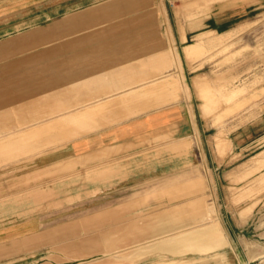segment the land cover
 <instances>
[{"label":"rangeland","instance_id":"rangeland-1","mask_svg":"<svg viewBox=\"0 0 264 264\" xmlns=\"http://www.w3.org/2000/svg\"><path fill=\"white\" fill-rule=\"evenodd\" d=\"M228 8L227 31L205 27ZM159 51L163 71L133 87L98 76L58 95L88 59ZM162 105L161 128L93 133ZM263 114L264 0H0V264H258L264 139H231Z\"/></svg>","mask_w":264,"mask_h":264},{"label":"crops","instance_id":"crops-1","mask_svg":"<svg viewBox=\"0 0 264 264\" xmlns=\"http://www.w3.org/2000/svg\"><path fill=\"white\" fill-rule=\"evenodd\" d=\"M167 1V0H164ZM238 20V16L236 14V11L232 10L231 8L228 9H222L220 11L215 12L212 16H210L205 24L206 28H209L210 31H215L217 33L219 32H225L227 31L232 25H234L236 23V21ZM170 30L172 31V38H173V43L172 45H183L187 42L188 40V35L190 32H185V41L183 42L181 40V36H180V32L176 33V36L174 35V23H169V27ZM136 52V51H135ZM164 51H159L150 55H146V56H141L139 53H134V55H131L128 60L127 59H118L116 60V63L111 62L112 60H108V64L105 65H98V63H94V66L92 65L93 62L92 59L91 60H86L87 62H85V64H82L81 66V72L77 73L76 75H74L72 78H68L65 81H62L60 83V87H59V91H58V95L61 96L65 95L67 96V93H69L68 91H65L66 89H69L70 85L73 84L76 86H79L81 84H83V82L90 80L92 78L98 77V76H102L104 78H107V80L113 76L115 78V76L117 75H123V78L120 77L119 79H112L111 81L108 80V84L109 85L107 87V85H105L104 89H107V91L113 87V85H119V86H125L127 84H130L131 87L132 84L131 83H137L138 81H141L143 79H150L152 77L155 76V74L163 71L161 70L163 65L161 62L156 63L152 58L154 56H156L158 53H161ZM182 52V50H181ZM83 58V57H82ZM88 61L90 63H88ZM106 61V60H105ZM102 62H104V60H102ZM174 62V59H173ZM96 64V65H95ZM171 65V68L169 70H174L177 71V66L178 68H182V71H184L183 69V65H185V68L187 67L186 64L183 62H181V64H179L178 62L176 63L175 67H174V63L171 64L170 59L168 60L167 65ZM181 66V67H180ZM180 72V70H179ZM184 77V76H183ZM106 80V79H105ZM138 85V84H136ZM135 85V86H136ZM64 87L63 90H61ZM91 88H89V90H86V88L82 87L80 93L76 94L77 99H82L83 103H85V101H90V99L92 98V96L95 95L96 91H94L96 88H93L92 86H90ZM107 87V88H106ZM47 94V92L42 93L40 95L45 96ZM103 96V95H101ZM114 97V96H113ZM117 98V97H116ZM35 99H31L28 101V103L34 101ZM113 100V99H111ZM59 107L61 109L65 108L66 105H64L63 103H65V101L60 100L59 101ZM79 103V102H78ZM155 101L154 99H152L150 105L153 106ZM149 105V104H147ZM58 107V108H59ZM59 108V109H60ZM60 109V110H61ZM165 109H167V106H160V107H152L150 108L146 113H138L132 116H128V112L127 110H125L124 108H118L116 111V114H112L109 116L108 120L105 123V126L101 127L99 130L97 131H93V133H99L100 136H102L105 140H110L113 139L114 136L116 135H120L121 130H118L121 128V126H123V124H125L128 121L134 120V119H138V118H142V125L145 128L148 129H157V128H161L164 124V121L167 118H170L172 116V114L170 113H165ZM136 110V109H133ZM62 112V111H60ZM108 122V123H107ZM114 122V123H113ZM193 126V125H192ZM251 127H249L247 129V131L243 132L241 135L236 136L235 138L231 139L232 142V148L235 149L236 151H242L244 148L248 147V145H251L253 143H257L259 141H261L262 139H264V114L260 117V119L258 121H256L255 123H253L252 125H250ZM183 129V127H180V130ZM194 132V129H192ZM92 134V133H89ZM220 164L215 163V167L216 169L220 168ZM232 221L235 224V228L237 230H239V232H241V230H243V226L247 227L248 223L246 224V220L240 219L239 215H238V211H236L235 215L232 216ZM259 218L257 217V220ZM256 220V221H257ZM250 230L253 234L256 233L257 238L260 241H264V222H259V220L255 223V221H251L250 223ZM263 224V225H262ZM263 226V227H260ZM242 233V232H241ZM262 248H264V246H261ZM261 247L258 248L257 252H260L262 249ZM256 262L258 264H264V259L261 260L259 258H256Z\"/></svg>","mask_w":264,"mask_h":264},{"label":"bare ground","instance_id":"bare-ground-1","mask_svg":"<svg viewBox=\"0 0 264 264\" xmlns=\"http://www.w3.org/2000/svg\"><path fill=\"white\" fill-rule=\"evenodd\" d=\"M205 216H206V215H205ZM208 216H209V215H208ZM211 219H212V218H211ZM216 220H217V219H216ZM212 222H215V221L212 220ZM209 223H210V222H209ZM218 223H219V222H218ZM213 224H214V223H213ZM209 225H210V224H209ZM213 226H214V225H213ZM215 227H216V226H215ZM210 228H211V227H210ZM205 236H206V235H205ZM206 237H207V236H206ZM210 247H211V246H210ZM210 247L208 246V248H210ZM206 248H207V247H202V249H205L204 251H206ZM208 248H207V249H208ZM214 249H215V248H214ZM256 256H257V255H256ZM218 258H219V257H218ZM251 258H252V256H251ZM254 258H255V256H254ZM115 259H116V258H115ZM200 260H202V259H200ZM200 260H198V261H200ZM221 262H222V259L217 261L218 264H221ZM217 263H216V261H215V264H217Z\"/></svg>","mask_w":264,"mask_h":264}]
</instances>
